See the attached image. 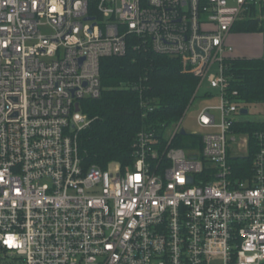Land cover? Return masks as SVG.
Wrapping results in <instances>:
<instances>
[{
  "label": "built area",
  "instance_id": "obj_1",
  "mask_svg": "<svg viewBox=\"0 0 264 264\" xmlns=\"http://www.w3.org/2000/svg\"><path fill=\"white\" fill-rule=\"evenodd\" d=\"M244 20L264 0H0V264H264V128L249 169L231 164L249 152L225 70ZM130 35L198 76L190 104L205 81L218 103L198 144L173 145L179 120L163 145L140 130L125 170L86 166L80 101Z\"/></svg>",
  "mask_w": 264,
  "mask_h": 264
},
{
  "label": "trees",
  "instance_id": "obj_2",
  "mask_svg": "<svg viewBox=\"0 0 264 264\" xmlns=\"http://www.w3.org/2000/svg\"><path fill=\"white\" fill-rule=\"evenodd\" d=\"M232 30L260 32L264 40L263 20L239 21ZM126 42L123 55L100 60L101 95L80 101L81 110L91 120L78 134L79 152L86 166L106 168L110 162H119L125 170L133 159L132 144L140 130L153 131L160 144H165L167 128L182 118L198 85V76L183 72L178 57L161 55L142 45L135 47L141 42L133 35ZM225 65L229 90H237L238 99L246 106L264 103L263 57L237 56L227 59ZM235 127L249 135L248 154L231 160L235 175L241 176L240 168L251 165L252 132L264 128V121H239ZM188 139L187 134L177 133L172 143L186 149Z\"/></svg>",
  "mask_w": 264,
  "mask_h": 264
},
{
  "label": "rangeland",
  "instance_id": "obj_3",
  "mask_svg": "<svg viewBox=\"0 0 264 264\" xmlns=\"http://www.w3.org/2000/svg\"><path fill=\"white\" fill-rule=\"evenodd\" d=\"M242 35L239 38V53L240 55L245 54L246 52L252 54H260L262 51L261 42L259 40L258 33L252 32H242ZM259 57H262L260 55ZM216 70V65L211 69V72ZM205 96V94H207ZM218 99L216 97V91L213 88H210L207 82H203L201 87L197 91V96L194 101L187 107L184 115L180 119L181 128L185 130L187 135L190 137L188 139L189 144H198V141H195L196 138H199V134H203L206 129L199 127L196 123V115L201 107L207 104H217ZM238 118L243 120H253V121H264V103H256L248 106V113L244 115H239ZM174 129L173 125H170L166 130V138L170 137Z\"/></svg>",
  "mask_w": 264,
  "mask_h": 264
},
{
  "label": "crops",
  "instance_id": "obj_4",
  "mask_svg": "<svg viewBox=\"0 0 264 264\" xmlns=\"http://www.w3.org/2000/svg\"><path fill=\"white\" fill-rule=\"evenodd\" d=\"M254 33H258L259 34V40L261 42V48H262V43L264 42L263 41V37H262V33H260V32H254ZM242 35H244L242 32H235L233 30H231V33H230L229 41L234 46V50H235L236 56H241V57L245 56V57H253V58L259 57L262 54V51L260 52V54H252V53L246 52L245 54L240 55V53H239L240 51H239V48H238L239 47L238 42H239V38Z\"/></svg>",
  "mask_w": 264,
  "mask_h": 264
},
{
  "label": "water",
  "instance_id": "obj_5",
  "mask_svg": "<svg viewBox=\"0 0 264 264\" xmlns=\"http://www.w3.org/2000/svg\"><path fill=\"white\" fill-rule=\"evenodd\" d=\"M247 111H248V110H247L246 108H242V109H241V113H243V114L247 113ZM180 133H181V134H186V132H185L184 129H181Z\"/></svg>",
  "mask_w": 264,
  "mask_h": 264
},
{
  "label": "bare ground",
  "instance_id": "obj_6",
  "mask_svg": "<svg viewBox=\"0 0 264 264\" xmlns=\"http://www.w3.org/2000/svg\"><path fill=\"white\" fill-rule=\"evenodd\" d=\"M241 22V21H240ZM264 41V40H263Z\"/></svg>",
  "mask_w": 264,
  "mask_h": 264
}]
</instances>
